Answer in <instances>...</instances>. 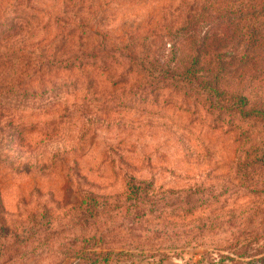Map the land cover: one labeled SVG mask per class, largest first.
<instances>
[{
	"label": "rangeland",
	"instance_id": "obj_1",
	"mask_svg": "<svg viewBox=\"0 0 264 264\" xmlns=\"http://www.w3.org/2000/svg\"><path fill=\"white\" fill-rule=\"evenodd\" d=\"M172 4L0 0V264H264V82H190Z\"/></svg>",
	"mask_w": 264,
	"mask_h": 264
},
{
	"label": "trees",
	"instance_id": "obj_2",
	"mask_svg": "<svg viewBox=\"0 0 264 264\" xmlns=\"http://www.w3.org/2000/svg\"><path fill=\"white\" fill-rule=\"evenodd\" d=\"M171 1L173 4L167 9L170 15L184 20L181 26L172 31L169 29L164 37L173 41L175 52L184 48L191 53L190 82L197 81L198 66L208 59L218 58L227 50L231 57H235V52L238 56L233 58L234 61H214L209 68L211 75L215 72L214 77L219 79L230 75L228 69L240 70L247 74L244 76L249 82V90L264 82V0ZM165 39L163 47L169 43ZM224 64L229 68H224ZM207 86L210 88L211 84L207 83ZM210 89L222 94L220 87ZM239 98L249 99L245 95H239ZM255 159L244 177L254 190L264 191V150L256 152Z\"/></svg>",
	"mask_w": 264,
	"mask_h": 264
}]
</instances>
